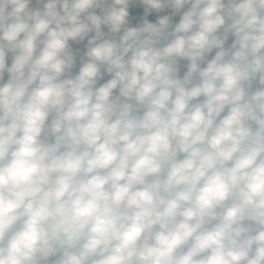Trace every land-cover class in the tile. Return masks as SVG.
Returning <instances> with one entry per match:
<instances>
[{
  "label": "clouds",
  "instance_id": "9594fccd",
  "mask_svg": "<svg viewBox=\"0 0 264 264\" xmlns=\"http://www.w3.org/2000/svg\"><path fill=\"white\" fill-rule=\"evenodd\" d=\"M0 264H264V0H0Z\"/></svg>",
  "mask_w": 264,
  "mask_h": 264
}]
</instances>
